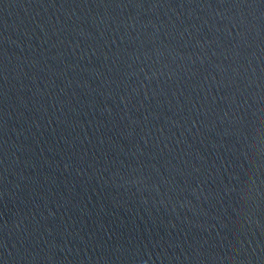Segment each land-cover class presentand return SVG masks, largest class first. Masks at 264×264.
<instances>
[{
    "label": "water",
    "instance_id": "95a60500",
    "mask_svg": "<svg viewBox=\"0 0 264 264\" xmlns=\"http://www.w3.org/2000/svg\"><path fill=\"white\" fill-rule=\"evenodd\" d=\"M0 264H264V0H0Z\"/></svg>",
    "mask_w": 264,
    "mask_h": 264
}]
</instances>
